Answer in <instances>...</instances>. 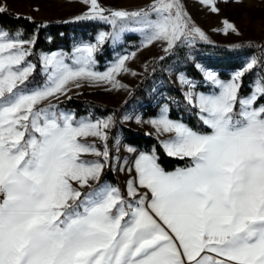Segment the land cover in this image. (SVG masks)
Segmentation results:
<instances>
[{
  "label": "snow or ice",
  "instance_id": "1",
  "mask_svg": "<svg viewBox=\"0 0 264 264\" xmlns=\"http://www.w3.org/2000/svg\"><path fill=\"white\" fill-rule=\"evenodd\" d=\"M81 2L88 8L77 21H102L111 31L69 53L40 54V84L30 80L35 35L0 26V264H264V74L241 95L242 78L264 68V56L227 79L197 65L207 92L179 74L198 126L171 119L168 104L147 121L135 117L155 129L168 157L189 161L166 171L155 147L140 151L110 136L114 115L78 118L51 98L81 81L124 87L117 76L135 53L117 56L103 72L96 54L127 32L140 34L141 47L166 45V54L208 41L207 34L183 0L131 11ZM201 3L219 12L217 0ZM223 25L224 34H238L233 23ZM89 155L96 159L83 158ZM105 170L126 174L123 190L102 182Z\"/></svg>",
  "mask_w": 264,
  "mask_h": 264
},
{
  "label": "rangeland",
  "instance_id": "2",
  "mask_svg": "<svg viewBox=\"0 0 264 264\" xmlns=\"http://www.w3.org/2000/svg\"><path fill=\"white\" fill-rule=\"evenodd\" d=\"M99 2L105 8L131 11L146 7L147 5H149V3L152 2V0H99ZM183 4L192 21H194L195 24L199 26L208 36V41H197L194 46H183L186 52L187 59L190 60L191 63L199 71L200 69L197 67V65L210 68L205 63L210 55L206 53L203 54L204 52L198 47L199 44L221 46L228 51L236 54L234 57L237 58L239 66L236 68L224 70L228 73L229 77L235 70L240 68L250 58H260L261 56H264V0H243L242 3H236L234 2V0H217L216 6L219 9L218 13L212 12L209 7H206L201 3V0H183ZM0 7H4L5 10L13 11L18 15H24L31 19L65 20L75 22H78L75 17L82 15L85 11H87L88 8V6L83 4L81 0H0ZM224 20H228L229 22L233 23L238 31V34L236 32H228L227 34H224ZM93 22H97L104 26V28L99 32L111 31V27L105 22ZM131 36L137 38L135 40H128V38ZM80 42L94 43L95 40H79L76 41L73 47ZM108 43L110 44L111 49H113L114 51L112 58L106 59L102 64L105 67L101 68L100 61L98 60V56L103 55L104 52L101 48V50L96 54L97 71H105L106 68L115 61L117 56L135 53V57L129 59L126 62V67L127 69H129V71L122 72L117 76V80L122 85H124V87L114 89L109 84H91L87 81H81L80 87H76L75 85L70 84V91H68L67 95H60L58 99L51 98L52 104L57 105L66 100L79 99L94 102L104 108L122 109L129 103L130 97L135 87L143 80L145 74L149 72V70L152 69V67L155 66L160 60H162L161 57L165 58L167 56H174V51L166 54L163 51L166 45L160 42L154 43L147 48L141 47V36L137 32L125 33L122 36L121 41L116 45H112L111 42ZM259 52L260 54H257ZM174 61H176V58ZM215 71L219 72V70ZM166 72L170 77V80H172V82L174 83L175 87L180 89L182 92L186 91L187 89L178 80V76L180 73H183L189 79L194 80L198 86L197 90L203 85V79H195L194 77H191L185 69L177 70L176 66L174 65L169 66ZM132 73H135V75H133ZM258 75H261V70L259 69V67L254 73V79L251 83V87H253V83L257 79ZM34 76L35 73H33V76L30 77V80H33ZM40 76L42 78L40 83H42L43 77L41 75V72ZM168 88L169 86L167 84H164V82L162 83L161 80L156 86H153V103L164 100L166 101L164 104H168V101L173 100V96L168 92ZM45 103H48V101H45ZM90 115L93 116L92 113H90ZM108 115H114L115 119L117 120V117L113 112L106 115L97 114L93 117L99 118ZM124 115L132 116L133 119L123 120L122 117ZM136 116H140L143 121H147L150 119L143 117V112L138 105H131L129 108L127 107L122 112L119 121L123 125H126L127 127H130L133 130L144 135L148 134V131L146 129L153 130V127L150 124L136 123ZM77 117L79 118L82 116ZM118 136L121 139L122 145L126 144L124 141V135L120 133ZM88 140L89 142H95L97 144L100 143V141L96 138L90 137L88 138ZM120 155L127 156L129 154L123 150V147H121ZM83 158L87 160L96 159L94 156L90 155ZM117 173L121 180L120 187L123 190L124 182L127 179V176L124 173ZM82 191H88V189L84 188L82 189Z\"/></svg>",
  "mask_w": 264,
  "mask_h": 264
},
{
  "label": "trees",
  "instance_id": "3",
  "mask_svg": "<svg viewBox=\"0 0 264 264\" xmlns=\"http://www.w3.org/2000/svg\"><path fill=\"white\" fill-rule=\"evenodd\" d=\"M17 17H20L17 19ZM0 26H4L11 30L20 29L24 33V38H31L33 35L36 37V44L33 48L34 55L29 57L33 63L37 64V71L33 81L38 84L41 82L40 76V64L39 56L42 53L55 52L62 50L65 52H71L73 45L79 40L94 41L96 35L101 29L104 28L102 24L93 21H65V20H38L31 19L24 15H18L13 11L5 10L0 13ZM137 37H129L128 40H135ZM199 49L208 54V60L205 63L215 70H219L221 78L227 79L229 75L225 72V69L236 68L239 66L236 54L228 51L221 46L204 45L199 44ZM103 55H99L100 67L104 68L102 64L106 59L112 58L113 49L110 44L106 43L102 47ZM174 56H167L160 60L152 69L147 72L143 80L135 87L129 103L122 109L104 108L94 102L70 99L63 101L57 106L59 109L66 111H73L77 116H88L92 113L93 116L106 115L113 112L117 117V123L112 129L110 136H118L120 133L124 135V141L126 144L137 147L140 151H150L153 147L156 149L157 155L160 157V163L166 171H173L178 167H185L189 161L187 159L180 160L177 158L168 157L163 148L160 146L157 138L152 135H144L140 132L133 130L126 125H123L119 120L122 112L131 105H138L143 112L144 118L155 117L161 106L166 101H159L153 103L152 99L154 93L152 92L153 86H156L159 81L169 86L168 92L173 96V100L168 101L170 108L171 119H182L183 122L190 126H198L199 121L196 117L195 109L190 108L184 101L183 92L176 88L172 80L167 74L169 66H176L177 70L185 69L186 72L195 79L202 80L203 76L201 72L191 63L186 57V52L183 47L175 49ZM257 54H260L257 53ZM178 55V56H177ZM176 58V61H174ZM178 58V59H177ZM183 63V64H182ZM261 74H264V69L260 68ZM254 79V73L248 72L242 78L241 95H247L250 93L252 87L251 83ZM200 91H208L207 87H199ZM92 111V112H90ZM111 144V140L109 142ZM107 181L109 183L121 186V180L117 172L105 170L102 177V182Z\"/></svg>",
  "mask_w": 264,
  "mask_h": 264
},
{
  "label": "crops",
  "instance_id": "4",
  "mask_svg": "<svg viewBox=\"0 0 264 264\" xmlns=\"http://www.w3.org/2000/svg\"><path fill=\"white\" fill-rule=\"evenodd\" d=\"M146 130L148 131V133H151L152 136H155L156 137V135H155V129L154 128H153V130H150V129H146ZM164 138H166V137H161V139H164Z\"/></svg>",
  "mask_w": 264,
  "mask_h": 264
}]
</instances>
